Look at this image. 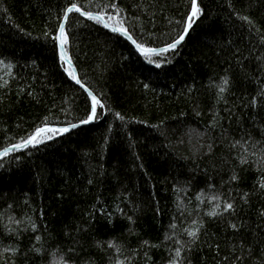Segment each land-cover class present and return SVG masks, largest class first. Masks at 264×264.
<instances>
[{
    "label": "trees",
    "instance_id": "16d2710c",
    "mask_svg": "<svg viewBox=\"0 0 264 264\" xmlns=\"http://www.w3.org/2000/svg\"><path fill=\"white\" fill-rule=\"evenodd\" d=\"M70 2L111 15L109 24L118 17L149 47L176 37L190 7L0 0V150L42 124L86 118L90 99L52 39ZM198 3L184 41L153 64L102 23L68 14L65 52L106 107L69 133L0 157V264L5 256L7 264H168L176 248L180 264H264V167L255 163L264 153V0Z\"/></svg>",
    "mask_w": 264,
    "mask_h": 264
},
{
    "label": "snow or ice",
    "instance_id": "6c2138e0",
    "mask_svg": "<svg viewBox=\"0 0 264 264\" xmlns=\"http://www.w3.org/2000/svg\"><path fill=\"white\" fill-rule=\"evenodd\" d=\"M230 7H233V4L229 3ZM112 8H118L119 5L116 3H112L110 5ZM72 12H79L82 16H85L88 20L95 21L97 23H102L104 28L110 29L113 33H118L124 37L127 38V40L131 41V43L135 46V49L137 52L141 54L145 58V60L149 64L154 63V58L158 56H163L165 53H168L170 50H174L177 48L178 45L181 44L182 41L185 39V35L189 32V30L192 28L193 23L201 16L202 9L198 3V0H190V7L188 12L186 13L185 17L183 18V28L181 31H179L176 35V37L172 38L170 42H166L164 46L162 47H149L145 45L144 43L138 42L136 38L130 33L129 29L124 26V21L119 19L115 20L114 23L109 24L107 21L112 20L113 17L108 14L101 15L99 13H93L89 11H81V7L77 5V3L70 2L68 6L66 7L64 11L63 19L66 20L68 18V14ZM240 19L244 20L245 22L249 24H253V21L248 16H241ZM177 24H180V21L176 22ZM119 25V26H118ZM58 35H53L52 39L54 44L58 42V48H59V59L61 61L67 60L69 64H71V58L65 56V45L68 43V37L66 35L65 31V24L61 22L59 24L58 28ZM47 35V33H45ZM151 35V33H149ZM264 39V37H262ZM0 63H3L0 61ZM11 67V65H9ZM161 67V63L155 62V68L159 69ZM64 71L75 81L76 84L80 85L81 88L84 89V91L87 93V96L90 98V102H86V109H85V116L86 118L80 119L79 124L85 125L89 122L93 121L96 116L98 115V108L106 107V105H103L100 101V99L85 85L81 82V79L75 74V69L66 67ZM229 80L227 76H225L222 80V86L220 87V92L223 93L226 89L225 86L228 85ZM145 88H148L149 85L145 84ZM261 96H264V93H260ZM253 106L256 105L257 101L255 97L252 98L250 102ZM117 118L120 120H123L124 117L121 116L119 113L116 114ZM47 118L45 117V120ZM79 125L77 123H69L67 126H49L48 124H42L41 126H37L32 133H30L26 138H22L19 143H14L9 145L8 147H5L2 151H0V157H7L10 152H15L19 149H26L29 147V145L35 147L37 145L43 144L46 141H52L56 136L69 133L72 129L77 128ZM240 141H236L234 144L231 145L232 148H236L238 145H240ZM244 143H247L245 141ZM246 151V150H245ZM253 156H255V153H252ZM18 158V157H17ZM241 164H247L249 163V159L246 156H239ZM255 163L261 167H264V153L261 154V156L255 160ZM231 179L233 181L237 180V176L234 174ZM92 181L90 180L89 183ZM260 188L264 190V180L260 182ZM219 197L213 196L212 200H218ZM220 205L216 204V208H219ZM234 204L231 202H227L224 204V207L222 209V212L230 213L234 209ZM208 215H220V213H217L215 211L209 213ZM262 216H264V213H261ZM129 220H131V217H128ZM195 223V222H194ZM231 228L235 229V224L229 225ZM170 227L175 228L176 225L172 224ZM202 227V226H201ZM32 229L33 232L36 231V225L35 223H32ZM188 236L192 237L193 240L197 239V231H187L186 233ZM36 240L40 241L41 237L36 236ZM147 243V241H145ZM109 248H116L117 252L120 251L119 247L116 246L113 243H109ZM9 250L5 249L4 252L7 253ZM13 252H16L17 250H12ZM30 251H34L36 253H40L42 249L35 248L31 249ZM71 252V250H69ZM180 257H181V249L176 248L174 256L169 259L168 264H180ZM227 259V257L225 258ZM242 257H236V260H241ZM3 264H7V257L5 256ZM113 264H125L124 261L121 260H115Z\"/></svg>",
    "mask_w": 264,
    "mask_h": 264
},
{
    "label": "water",
    "instance_id": "95a60500",
    "mask_svg": "<svg viewBox=\"0 0 264 264\" xmlns=\"http://www.w3.org/2000/svg\"><path fill=\"white\" fill-rule=\"evenodd\" d=\"M81 11H83V10H81ZM93 13H95V12H93ZM63 16H64V14H63ZM63 16H62V18H61V21H60V23L61 22H63L64 24H65V20L63 19ZM59 28V27H58ZM59 33H58V31H57V35H58ZM186 36V35H185ZM126 38V37H125ZM127 39V38H126ZM129 41V40H128ZM130 43H131V41H129ZM132 44V43H131ZM57 45H58V42H57ZM133 45V44H132ZM134 46V45H133ZM135 47V46H134ZM160 47H162V46H160ZM58 50H59V48H58ZM64 51H65V49H64ZM65 56H66V58L68 57L67 56V54H66V52H65ZM66 64H68V66L70 67V68H73V69H75V67H74V65L72 64V62H71V64H69L68 62H67V60H65L64 61ZM75 74L77 75V72H76V69H75ZM74 81V80H73ZM74 83H75V81H74ZM76 84V83H75ZM78 85V84H77ZM78 86H80V85H78ZM86 87V86H85ZM83 89V88H82ZM84 90V89H83ZM87 94V93H86ZM90 99V98H89ZM78 125H80L79 124V122L77 123ZM68 124H66V125H61V126H67ZM57 127H59V126H57ZM4 149V148H3ZM3 149H1L0 151H2Z\"/></svg>",
    "mask_w": 264,
    "mask_h": 264
}]
</instances>
